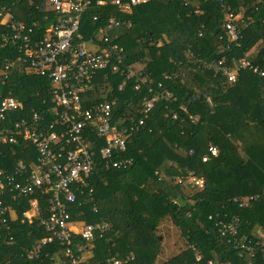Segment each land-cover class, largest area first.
Segmentation results:
<instances>
[{
	"label": "trees",
	"instance_id": "trees-1",
	"mask_svg": "<svg viewBox=\"0 0 264 264\" xmlns=\"http://www.w3.org/2000/svg\"><path fill=\"white\" fill-rule=\"evenodd\" d=\"M90 10L99 22L85 16L84 31L103 27L108 17L122 21L107 33L122 48V63L97 73L98 84L82 106L112 101L113 122L123 126L141 118L144 101L156 100L129 135L122 157L131 164L107 168L96 159L82 195L68 207L84 223L107 224L87 248L91 257L79 264H247L245 248L252 249L251 264H264V0H147L128 13L109 5ZM12 13L26 25L37 23L38 35L53 20L42 21L26 0L15 3ZM228 21L233 41L225 30ZM17 56L12 47L0 48V100L9 96L21 104L0 128L32 113L42 117V125L50 123V82L24 66L6 68ZM239 59L250 68L239 70L234 83L211 68L221 61L229 69ZM34 156L27 141L0 145V171H11L18 161L28 168ZM190 173L202 179V188L186 182ZM45 198L35 217L46 215ZM4 201L12 216L0 222V264H53L56 255L64 260L63 247L42 244L49 233L22 217L27 200ZM164 222L181 243L167 258H161ZM231 222L237 234L227 243L218 229Z\"/></svg>",
	"mask_w": 264,
	"mask_h": 264
},
{
	"label": "built area",
	"instance_id": "built-area-1",
	"mask_svg": "<svg viewBox=\"0 0 264 264\" xmlns=\"http://www.w3.org/2000/svg\"><path fill=\"white\" fill-rule=\"evenodd\" d=\"M19 1L0 0V48L9 46L18 54L16 61L7 64L6 68L24 66L34 76L49 80L47 98L53 120L42 125V117L32 113L29 119L20 118L9 128H0V145L27 141L35 155L28 168L18 161L11 171H0V222L4 223L7 215L12 216L4 197L25 199L28 209L22 217L29 223L34 220L36 226L49 233L41 243L56 241L64 249V260L56 255L53 264L86 263L91 257L87 248L93 244L95 235L100 237V232L107 229V224L84 223L73 218L68 207L82 195L81 188L87 186V179L97 166L96 159L103 161L107 168L122 169L131 164L130 158L122 157L129 135L143 124L156 98L144 101L141 118L137 121L131 119L123 126L113 122L112 101L102 100L82 106L84 95L98 84L97 73L105 69L115 71L122 63V48L107 36L108 32L121 26L122 21L108 17L103 27L89 32L83 29V19L89 16L90 23L96 24L99 15L92 13V8L109 5L120 13H128L147 0H26L27 5L41 14L42 21H49L50 16L53 19L39 35L37 23L26 25L14 17L12 7ZM129 26L130 23L126 22L125 27ZM225 30L230 41L236 39L230 21L225 24ZM220 65L221 61L211 68L220 71L228 83L235 82L239 70L250 68L245 59H239L229 69ZM132 75L128 67L126 78ZM259 75L264 76L263 73ZM123 86L124 83L120 84L118 90ZM20 109L21 104L12 97L0 100V123L5 121L8 113ZM208 153L215 156L216 149L208 147ZM205 160L206 157L201 159L202 162ZM186 182L198 189L203 185L202 179L191 173ZM42 196L46 197V215L35 217ZM250 200L251 197L240 199L239 206H245ZM218 232L227 243H231L237 234L236 222L223 224ZM245 249L247 264H251L252 249ZM125 263V260L111 262Z\"/></svg>",
	"mask_w": 264,
	"mask_h": 264
},
{
	"label": "rangeland",
	"instance_id": "rangeland-1",
	"mask_svg": "<svg viewBox=\"0 0 264 264\" xmlns=\"http://www.w3.org/2000/svg\"><path fill=\"white\" fill-rule=\"evenodd\" d=\"M159 233L162 235L161 258H167L177 252L181 243L179 242V237L177 236V234H175L170 222L162 223V225L159 227ZM260 237L264 239L263 235H260Z\"/></svg>",
	"mask_w": 264,
	"mask_h": 264
}]
</instances>
